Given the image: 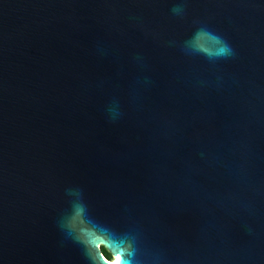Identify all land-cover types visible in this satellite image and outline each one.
Wrapping results in <instances>:
<instances>
[{
    "label": "water",
    "instance_id": "water-1",
    "mask_svg": "<svg viewBox=\"0 0 264 264\" xmlns=\"http://www.w3.org/2000/svg\"><path fill=\"white\" fill-rule=\"evenodd\" d=\"M89 224L264 264V0H0V264H100Z\"/></svg>",
    "mask_w": 264,
    "mask_h": 264
},
{
    "label": "clouds",
    "instance_id": "clouds-1",
    "mask_svg": "<svg viewBox=\"0 0 264 264\" xmlns=\"http://www.w3.org/2000/svg\"><path fill=\"white\" fill-rule=\"evenodd\" d=\"M88 224L86 220L83 221ZM89 230L94 233V246L99 255L100 264H128L125 251L121 248L118 239L109 235L106 230L97 231L93 225H88Z\"/></svg>",
    "mask_w": 264,
    "mask_h": 264
}]
</instances>
